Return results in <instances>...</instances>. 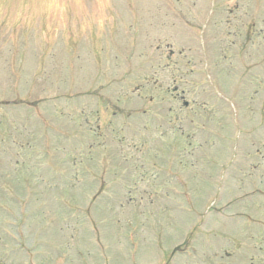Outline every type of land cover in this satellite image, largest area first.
<instances>
[{
    "label": "rangeland",
    "instance_id": "obj_1",
    "mask_svg": "<svg viewBox=\"0 0 264 264\" xmlns=\"http://www.w3.org/2000/svg\"><path fill=\"white\" fill-rule=\"evenodd\" d=\"M0 264H264V0H0Z\"/></svg>",
    "mask_w": 264,
    "mask_h": 264
},
{
    "label": "flooded vegetation",
    "instance_id": "obj_2",
    "mask_svg": "<svg viewBox=\"0 0 264 264\" xmlns=\"http://www.w3.org/2000/svg\"><path fill=\"white\" fill-rule=\"evenodd\" d=\"M170 56H172V54L169 53V51H168L167 60H169ZM174 91H176V96H175L176 98H177V97H178V98H179V97H183V96H182V94L184 93L183 90H181L180 92H178L177 87H175V88H174ZM150 99H151V98H150Z\"/></svg>",
    "mask_w": 264,
    "mask_h": 264
}]
</instances>
